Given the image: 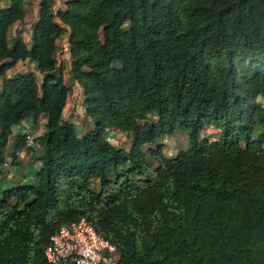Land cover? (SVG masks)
Here are the masks:
<instances>
[{
    "label": "trees",
    "instance_id": "1",
    "mask_svg": "<svg viewBox=\"0 0 264 264\" xmlns=\"http://www.w3.org/2000/svg\"><path fill=\"white\" fill-rule=\"evenodd\" d=\"M24 1L0 5V164L12 125L43 116L45 128L34 181L0 187V264H52L50 235L80 218L116 264H264V135L252 136L264 129V0H38L27 39H8ZM63 32L92 123L82 134L62 117ZM23 59L39 80L5 75ZM208 125L215 139L199 135ZM105 127L129 141L111 144ZM176 127L187 146L165 156L152 144Z\"/></svg>",
    "mask_w": 264,
    "mask_h": 264
},
{
    "label": "rangeland",
    "instance_id": "2",
    "mask_svg": "<svg viewBox=\"0 0 264 264\" xmlns=\"http://www.w3.org/2000/svg\"><path fill=\"white\" fill-rule=\"evenodd\" d=\"M37 1H24V16L8 27V39H11L16 34L27 39L28 32L31 30L37 18ZM3 4L4 0H0V5ZM51 5L54 10L64 8L63 0H51ZM66 37L67 32H63L55 39L57 45L55 52L56 65L60 66L64 83L69 86L65 104L62 108V117L74 125L77 134H82L92 123L84 114L80 86L72 79L69 73V54ZM21 70H31L34 72L37 80L41 78V74L35 68L34 62L28 59L17 60L13 66L5 71V75ZM1 78L0 76V82ZM255 100L263 104L264 95H257ZM29 118L27 116L22 120L21 124L11 127V133L2 151L3 162L0 164V187L34 181V171L39 166V162L35 159V156L40 151V145L36 137L45 128V118L40 116L36 123H31ZM260 132L264 135V129L260 125H255L252 128V136ZM22 133L26 134L25 137L27 136L26 138L24 137L25 142L19 137V134ZM217 134L218 130L211 125L206 126L199 133L200 136L207 139H215ZM103 136L115 146H124L130 139L129 132H121L120 130L109 129L107 127L103 129ZM31 139L33 143L30 142ZM27 143H31L32 145L30 146ZM156 143L161 146V151L165 156H171L179 149L186 148L187 140L185 129L176 127L173 132L156 138L152 145ZM145 157L147 160H150L146 151ZM92 186L94 189H97V182L94 181Z\"/></svg>",
    "mask_w": 264,
    "mask_h": 264
},
{
    "label": "built area",
    "instance_id": "3",
    "mask_svg": "<svg viewBox=\"0 0 264 264\" xmlns=\"http://www.w3.org/2000/svg\"><path fill=\"white\" fill-rule=\"evenodd\" d=\"M44 256L52 264L65 257L75 264H116L118 255L111 242L80 218L68 226H59L50 235Z\"/></svg>",
    "mask_w": 264,
    "mask_h": 264
},
{
    "label": "crops",
    "instance_id": "4",
    "mask_svg": "<svg viewBox=\"0 0 264 264\" xmlns=\"http://www.w3.org/2000/svg\"><path fill=\"white\" fill-rule=\"evenodd\" d=\"M21 122H22V121H20V123H19V124H21ZM17 125H18V124H17ZM15 126H16V125H12V127H15Z\"/></svg>",
    "mask_w": 264,
    "mask_h": 264
}]
</instances>
